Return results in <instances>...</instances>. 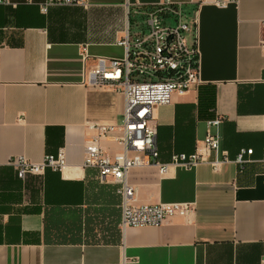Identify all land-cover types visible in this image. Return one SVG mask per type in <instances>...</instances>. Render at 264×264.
I'll return each instance as SVG.
<instances>
[{"label": "crops", "instance_id": "1", "mask_svg": "<svg viewBox=\"0 0 264 264\" xmlns=\"http://www.w3.org/2000/svg\"><path fill=\"white\" fill-rule=\"evenodd\" d=\"M11 0L0 6V264H261L264 258V0L226 7L204 0L195 10L199 86L154 110L158 162L191 155L207 122L222 118L221 150L234 160L253 150L251 162L208 164L186 170L156 165L129 173L136 205L192 203L187 217L160 227L120 229L118 186L87 168L86 143L95 124L120 125L124 96L92 86L93 58H122L128 2L87 0L54 6ZM151 4L159 0H139ZM111 155L122 151L101 141ZM63 150L65 167L20 180L7 165L34 164Z\"/></svg>", "mask_w": 264, "mask_h": 264}, {"label": "built area", "instance_id": "2", "mask_svg": "<svg viewBox=\"0 0 264 264\" xmlns=\"http://www.w3.org/2000/svg\"><path fill=\"white\" fill-rule=\"evenodd\" d=\"M239 0H216V5ZM204 0H189L196 10ZM87 0H45L40 5L47 13L54 6H86ZM16 6L11 0H0V6ZM128 15L143 20V28L136 25L131 32L128 24L119 45L124 47L122 58H93L87 46L81 53L83 62L94 59L97 64L89 72L92 86L111 87L124 96L123 121L120 125L95 124L96 132L85 146L87 168L98 170L99 180L118 186L121 196L122 218L120 229L160 227L175 217H187L195 210L192 203L136 205L135 190L129 183L132 169L156 165L162 172L170 166L192 170L208 164L214 172L222 165L235 163L244 166L251 162L253 150H241L234 160L221 150L220 127L222 118L207 122V134L203 147L194 154H174L170 164L158 162L157 126L154 110L167 106L174 95H184L199 86V58L196 39V22L185 4L174 0H159L151 4L136 0L127 4ZM264 49V45H263ZM113 139L122 151L111 155L101 147V141ZM264 159V158H263ZM65 154L46 155L43 162L34 164L24 157L10 158L7 165L17 171L20 180L30 176H42L48 169L55 172L65 167ZM264 264V258L261 261Z\"/></svg>", "mask_w": 264, "mask_h": 264}, {"label": "rangeland", "instance_id": "3", "mask_svg": "<svg viewBox=\"0 0 264 264\" xmlns=\"http://www.w3.org/2000/svg\"><path fill=\"white\" fill-rule=\"evenodd\" d=\"M136 25H140L143 26V20L141 18H135L133 16L130 17V28H131V32L137 31Z\"/></svg>", "mask_w": 264, "mask_h": 264}]
</instances>
